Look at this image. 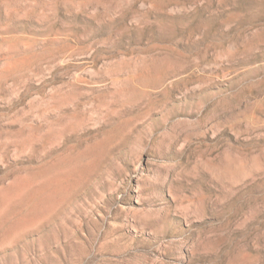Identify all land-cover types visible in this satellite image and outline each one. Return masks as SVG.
<instances>
[{"label": "rangeland", "instance_id": "1", "mask_svg": "<svg viewBox=\"0 0 264 264\" xmlns=\"http://www.w3.org/2000/svg\"><path fill=\"white\" fill-rule=\"evenodd\" d=\"M0 264H264V0H0Z\"/></svg>", "mask_w": 264, "mask_h": 264}]
</instances>
